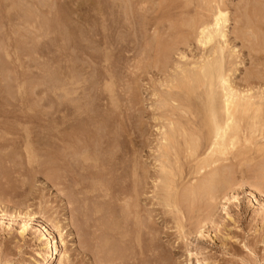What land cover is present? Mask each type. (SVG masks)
<instances>
[{
  "label": "rangeland",
  "instance_id": "374dc122",
  "mask_svg": "<svg viewBox=\"0 0 264 264\" xmlns=\"http://www.w3.org/2000/svg\"><path fill=\"white\" fill-rule=\"evenodd\" d=\"M221 1L0 0V46H4L1 42L8 40L4 34L11 28L9 41L16 40L19 47H25V54H20L22 61L13 59L17 58L15 53L12 54L13 51L10 56L8 55L12 56L9 59L7 53L4 54L3 49H0L2 53H0V68H5L0 78L6 77V81L1 85H10L11 82V85L5 88L7 91L10 89L11 93L4 94V90L1 93L3 96L0 97L4 99L8 97L11 104L18 105L24 91L27 89L31 92V89L35 88L33 90H36L35 93L28 94L33 98L32 101L29 100L30 104L28 103L33 111L27 108V112L37 117L39 115V118L36 117L39 123L25 125L28 128L30 125L35 127L30 126L31 130L28 129L31 133L30 140L33 142L31 146L35 150L31 149L26 153L27 155L24 154L23 148L20 146L19 149L17 143L20 135H13L16 131H11L10 136L6 135L13 141H8L7 144L9 142L13 144L15 140L14 148L9 143L6 149H0V264H50L47 256L49 251L45 250L43 239L45 227L55 231L53 235L58 240L60 234L64 238L65 248L60 247L61 254L55 264L62 261L64 252L67 253L69 260L63 264H264V147H261L264 145L262 139L264 131L261 130L258 120L253 117H236L237 122L236 120L235 122L241 129L237 141L239 144L222 156L217 165L220 177L215 183L213 197H207L208 194L203 197L204 194H201L203 198L201 196L198 198L200 192L192 193V189L190 191V185L191 188L193 186L192 181L195 182L196 187L197 180L201 178L200 182H202V178L206 179L195 175L197 166L199 167V164L195 166L197 164L195 159L197 156V159L202 158L205 150L200 147L202 150L197 151L199 155L191 152L190 159L185 155L190 154V149L183 150L187 142L180 141L181 138L177 149L181 147L182 150L178 151L180 154L175 151L180 159L177 157L178 162H176L175 157V160L171 158L170 161L173 173L169 178L174 175L175 180H171L175 182L173 186L177 191L174 188L175 193H172V190L167 191L165 183L162 182L166 181V174L161 165L168 163V161L165 163L162 152H159L163 136L168 134L174 121L178 122L177 120L180 119L186 129L185 121L196 120L195 113L200 99L196 93H190V96L186 93L184 84L187 81H182V75L185 73V77L187 73L186 77H189L191 74L189 71L194 74L199 64L195 67V71L193 65L202 63L203 58L207 56L208 58L212 56L209 47L202 44L201 37L199 39V28L203 25L202 22L213 19L212 16L216 13L219 2L228 19L225 44L227 48L225 47L223 55L224 70L228 68L226 72L228 75L230 73V81L234 88L244 95L247 94V97L250 92L249 98L253 96L251 98L253 102L264 103V0ZM23 12L27 13L26 16L29 15L28 25L27 21L25 25L22 24L23 18L26 17L22 15ZM40 24L42 26L45 24L47 27H43L47 29H42ZM2 25L6 29L5 33H2ZM15 27L28 34L25 32L18 34ZM15 42L13 41L14 44ZM166 48L171 50L167 51ZM56 71H59L61 74L59 72L58 74L62 75L60 78L65 80L61 79L62 84L68 85L73 91L70 98L76 100L75 105L78 109L74 117H78L79 120L75 118V121H78V126L82 128L76 126L80 131L83 129L81 131L83 135L86 134L85 136L79 134L81 141L83 140L81 145L93 146L91 141L94 144L97 132L101 136L104 134L105 138L107 136V139L102 138L108 144L106 148L104 145L108 165L107 206L104 204L106 201H101L96 195L103 194V191H100V188L93 190L94 186H89L93 185L90 184L92 181L82 178L83 174L80 175L81 178L77 176L78 186L75 182L72 183L74 188L68 178L62 179L64 176L61 174L65 172H57H61L57 168L59 160H51L55 155L54 150L59 149L53 146L55 142L52 148L47 146L48 149L47 147L45 149L44 142L50 140L47 134H51L52 129L55 128V125L53 128L49 125L55 124L52 117H57V114L54 113L56 108L54 103H48L52 100L51 97H45L47 102L40 101L39 93L49 88L51 79L58 75L52 77ZM1 72L3 71L0 69ZM57 77L59 79V75ZM186 77L184 79L187 80ZM18 78L20 81L23 79L25 84L21 90L18 86L20 82ZM66 81L69 83L67 84ZM178 82H183L180 84L186 92L182 88V92L175 90ZM43 87L47 89H42ZM175 93L179 94L178 99ZM35 104L40 105L39 111ZM172 107L176 108V111L173 109L174 112H171ZM0 109L4 110L3 107ZM5 109L14 110L16 113L13 114L14 116L10 114V118L5 121L11 124L10 127L13 125L12 127L16 129L11 128L18 133L24 125H21L15 115L20 116L22 113L14 106L12 109L11 106ZM42 109L45 114L47 112L48 117L47 115L44 117ZM36 111L39 113L34 114ZM169 119L174 120L170 122V128H168ZM181 123H177L178 126ZM188 128L196 129L191 125ZM34 129L37 130V137ZM42 133H46L47 140H44L43 137L46 136ZM198 133L200 132L196 134ZM38 137L44 144L38 141ZM51 138H53L51 141L54 139L56 141L52 135ZM84 138L90 139L86 141ZM190 138L193 139L189 136L188 142L193 141ZM85 141L86 145L89 142L87 146H84ZM182 142H186L185 146ZM38 149H41L40 152ZM17 150L22 151L18 154ZM43 150H46V156L49 154L48 150L52 152V158L49 155L48 157L49 161H52L49 164L53 166L55 173L51 166L45 163L48 158L41 152ZM34 153L38 155L35 156ZM79 156L81 157L79 161L83 160L84 163L80 161L79 165L83 164L82 167L88 166L86 168L90 169L88 171L83 168L85 172H82L80 168L85 176L95 171L94 160L88 158L90 155ZM203 159L204 157L200 161ZM48 165L54 174L51 170L48 172L49 169L46 171ZM168 166L169 164L166 166L169 172L171 167L169 169ZM108 168L110 172L113 170L112 173H109ZM85 184H88L87 187L89 186L90 189L86 188ZM95 190L98 192H94ZM181 190L184 194H181ZM176 192L179 194L177 195ZM187 192L188 196H186ZM169 193L171 196L174 195L169 197ZM177 197L182 199H179V204ZM166 200H170L171 203ZM104 220H107V224ZM101 222H105L107 227L102 224L107 231L103 229L108 234L100 230L103 227ZM91 223L96 224L98 228L93 225V228L89 229Z\"/></svg>",
  "mask_w": 264,
  "mask_h": 264
},
{
  "label": "bare ground",
  "instance_id": "6f19581e",
  "mask_svg": "<svg viewBox=\"0 0 264 264\" xmlns=\"http://www.w3.org/2000/svg\"><path fill=\"white\" fill-rule=\"evenodd\" d=\"M212 1V0H211ZM19 2V1H18ZM217 2V1H216ZM220 2H222L221 0H220ZM220 2L218 3V4H216V5H218L219 7H217L218 9L216 10V13L212 16L213 17V19L212 20H208V21H206L205 23H203L202 22V24H200V25H202V26H200V36H199V39H200V37H201V39H200V41L201 40H203V45H205V47L207 46V47H209V51L211 52L210 54L213 56H209V58H208V56L206 57V58H203V60H202V63H196L195 65H193V67H194V71H195V67L196 66H198V64H199V66L198 67H196V69L198 68V70L194 73V74H192V72L191 71H189L190 73H188V75H189V77H186V75H187V73H186V75H185V77L187 78V80L186 79H184L185 77H184V74L182 75L183 77H182V81L184 82H186V84H184V89L186 90L187 89V92L186 91H184L183 90V86L181 85L182 83L181 82H178V86L180 85V86H182V87H178L177 85V89H175V90H180V92H182V90L184 91V92H186V93H188L189 94V96H190V93H192V94H194V93H196L198 96H199V99H200V103H199V105H198V110L196 111V115H195V118H196V120L194 119H192L193 121H191L190 119V121L188 120V121H185V122H187V124L185 123V125H186V127L188 128L190 125L191 126H193V128L195 127L196 129H192V128H186L185 129V126H182L183 124L180 122L181 120L179 119V120H177L178 122H176V121H172L171 119H169V123H168V128H170L171 127V129L168 131V134H166V135H164L163 136V139L161 140L162 142H161V145H160V149H159V152H162V158H164L166 161H165V163H167V161H168V163H167V165L169 164V166H168V168L170 169V167H171V171L169 170V172H168V169H167V165L165 166L164 164H162L161 165V168H162V170L164 171V173L166 174V176L165 175H163V176H165V179H166V181H162L163 182V184L165 183V185L164 186H166L167 187V191H171L172 193H175V191L173 192V190L175 189V187L173 186V185H175L174 183L175 182H173V180H171V179H174L175 180V178H173V176H172V178H169L172 174L171 173H173L172 171V169H173V167H172V165L170 166V161H171V158L173 159V160H175V157H176V159H177V157H178V159H180L179 158V156H178V154H177V152L180 150V148L179 149H177L178 148V146L180 145L179 144V139H180V141H186L185 143H186V148L184 147L185 146V143L184 142H182L183 144L182 145H184V146H182V148H183V150L185 149V151H188V148L190 149L189 150V152H190V154H185V155H187V157H190V159H191V152L192 153H197V151H200V150H198V149H201L200 147H203L204 148V150H205V153H204V156L203 155H201V156H203L204 157V159L202 160V161H200L202 158L201 157H199L198 159H197V157H196V165L195 166H197L198 164H199V167L197 166V169H196V167H195V169L197 170V172L199 173H197L195 170V175L196 176H198V178H200V177H204V178H206V179H203L202 178V182H200L201 181V178L199 179V180H197L196 181V183H197V186L195 187V182H193L192 181V183H193V186H192V188H191V185H190V187H189V189H190V191H191V189H192V193H197V192H200V195H199V193H198V198H199V196H203V195H201V194H204V196L203 197H206L207 195H205V194H208V196L207 197H213L214 195L212 194L213 193V191H215V183H216V181L219 179V177H220V174H219V172L220 171H218V168H217V165H218V163L220 162V160H221V157L222 156H224V155H226V154H228L229 153V150L230 149H233V148H235L236 147V145L237 144H239V143H237V141H238V137H240V133H241V129H240V126H238V124L236 123L237 122V120H236V117L237 116H239V117H241V118H244V117H253V119H255V120H258L259 121V123H260V128H261V130H263L264 131V103H255V102H253L252 100H251V98L253 97H251V98H249V93L250 92H248V97H247V94H243L242 92H240V91H238L236 88H234V86H232V84H231V81H230V77H229V75H230V73H229V75L227 74L228 72H226L227 70H228V68H227V70L225 71L224 70V67H223V60H224V58H223V55H224V49H225V47L227 48V46L225 45L226 44V39H227V33H226V28H227V13L225 12V11H222V9H221V6H220ZM207 3H209V2H207ZM2 4V3H1ZM4 5V4H3ZM1 7V6H0ZM210 7V6H209ZM212 7V6H211ZM9 8V7H8ZM13 8V7H12ZM16 8V7H15ZM15 8H13V9H15ZM7 9V8H6ZM13 9H12V11H13ZM2 10V9H1ZM8 10V9H7ZM10 10H11V7H10ZM25 9H23V11H24ZM27 10V9H26ZM28 11V10H27ZM26 11V12H27ZM4 12H6V10L4 11ZM3 12L1 11V14H2ZM7 13H8V11H7ZM24 13V12H23ZM9 14V13H8ZM27 14V13H26ZM26 14L24 13V14H22L23 16H26ZM28 14H30V13H28ZM35 14V13H34ZM12 15V14H11ZM21 15V16H22ZM29 16V15H28ZM28 16H26V17H21V19L23 18V20H24V22L22 23L23 25H25V21H27V22H29L30 20L28 19ZM10 17V16H9ZM204 17V16H203ZM0 18H1V16H0ZM27 18V19H26ZM20 19V18H19ZM205 19V18H204ZM210 19V18H209ZM5 20V19H4ZM0 21H1V19H0ZM3 21V20H2ZM10 21H12V20H10ZM16 21V20H15ZM19 20L17 19V22H18ZM39 21H40V19H39ZM5 23H6V21H4ZM19 23V22H18ZM14 24V23H13ZM21 24V23H20ZM21 24V25H22ZM27 25L28 24H30V22L29 23H26ZM34 24H36V23H34ZM38 24V23H37ZM6 25H8V23L6 24ZM9 25L11 26V23H9ZM3 26V25H2ZM40 26L42 27V29L44 28H46L47 26L44 24L43 26H46V27H43L42 26V24H40ZM6 27V26H5ZM7 27H9V26H7ZM12 27V26H11ZM37 27V26H36ZM3 28V29H2ZM1 29L4 31H2V33H5V31H6V29L4 28V26L2 27ZM16 28V27H15ZM15 28H13V29H15ZM35 28V27H34ZM39 28V27H38ZM37 28V29H38ZM49 28V27H48ZM5 29V30H4ZM30 29V28H29ZM40 30H41V28H39ZM47 29V28H46ZM26 30V29H25ZM10 31H12L11 30V28L10 29H7V33H5L4 34V37H8L7 39V41H9V35H10ZM15 31V30H14ZM22 31V30H21ZM21 31H19V27L18 28H16V32H18V34L21 32ZM27 31V30H26ZM25 32V31H24ZM24 32H21V33H24ZM50 32V31H49ZM199 32V31H198ZM25 33H27L28 34V32H25ZM24 33V34H25ZM46 33V32H45ZM0 34H1V31H0ZM3 35V34H2ZM23 35V34H22ZM16 36V35H15ZM15 36H14V38H15ZM21 36V35H20ZM12 37H13V34H12ZM16 39V38H15ZM1 40V39H0ZM2 40H3V38H2ZM5 40V39H4ZM7 41H3V42H1L2 44H4V46H0L1 48L0 49H3V50H5V51H3L2 50V52L5 54V52L7 53L6 55L8 56H10V53H11V51H13L12 52V54H14V55H16L17 56V58L15 57V58H13V59H19V61H20V59H21V55L20 54H22V55H24L25 54V47H19L18 45L19 44H17L15 41L16 40H10L12 43H10V41H9V43H7ZM13 41L15 42V44L13 43ZM18 41H19V39H18ZM22 41H24V40H22ZM7 43V44H5V43ZM25 42H27V44H28V41H26V39H25ZM20 43V42H19ZM30 43H31V41H30ZM1 44V45H2ZM21 44H24V43H21ZM27 44H24V46H26ZM21 46V45H20ZM23 46V45H22ZM18 47H19V49H21V48H23L22 50H19L18 49ZM169 48H171V47H169ZM31 49V48H30ZM167 49V48H166ZM165 49V50H166ZM36 50V49H35ZM59 50V49H58ZM170 51L171 49H167V51ZM1 51V50H0ZM22 51V52H21ZM32 51V50H31ZM208 51V52H209ZM19 52H21V53H19ZM24 52V53H23ZM1 53V52H0ZM26 53H28V51L26 52ZM2 54V53H1ZM11 54V55H12ZM32 54H33V52H32ZM166 54V53H165ZM209 54V53H208ZM209 54V55H210ZM13 55V56H14ZM27 55V54H26ZM167 55V54H166ZM6 56V57H7ZM8 56V58L10 59L11 57H9ZM29 56H30V54H29ZM48 56V55H47ZM233 56V55H232ZM3 57V56H2ZM28 57V56H27ZM49 57V56H48ZM210 57H212V58H210ZM24 58V57H23ZM186 58V57H185ZM208 58V59H207ZM206 59V60H205ZM57 60V59H56ZM205 60V61H204ZM15 61H18V60H15ZM21 61H22V59H21ZM26 61V60H25ZM28 61V60H27ZM204 61V62H203ZM1 62H2V60H1ZM11 62H13V61H11ZM79 62V61H78ZM225 62H226V60H225ZM54 63V62H53ZM59 63V62H58ZM57 63V64H58ZM84 63V62H83ZM3 65V64H2ZM37 65V64H36ZM190 65L192 66V64L190 63ZM4 66V65H3ZM191 66H189L190 67V69H191ZM227 66V65H226ZM34 67V66H33ZM36 67V66H35ZM61 67V66H60ZM189 67H188V69L187 70H189ZM25 68V67H24ZM30 68V67H29ZM62 68V67H61ZM1 69V71H3V72H1L0 74H3L4 73V71H5V68L4 67H1L0 68ZM179 69V68H178ZM10 70V69H9ZM186 70V71H187ZM28 71V70H27ZM192 71H193V68H192ZM12 71H10V73H11ZM32 72V71H31ZM57 72V73H56ZM55 73H54V75H52V77L54 78V76L56 75V74H58V72L59 71H56ZM46 73V72H45ZM48 73V72H47ZM60 73V72H59ZM27 74V73H26ZM53 74V73H52ZM61 74V73H60ZM60 74H58L59 75V79H60V81H59V79H58V75L54 78V79H51V81H50V85H48L49 86V88L47 89L46 87L44 88H42V89H47V90H43V91H41V88L39 89L42 93H39V100L40 101H43V100H45V97L47 98L48 96H50L51 97V99L52 100H48L49 102L48 103H54V106H56V110L54 109V113H56L57 114V117H52L54 120H55V122H53V123H55V124H52V125H49V127H51V128H53V126L55 127V128H53L52 130H53V132L51 133V134H47V136H48V138H50V140H49V142L53 139V138H51V135L54 137V138H56V141H55V139H54V141H51L50 143L48 142V140L46 139L47 138V136H46V133H42V135H45L46 137H43L44 138V140H47V141H45L44 143H45V149H46V147L48 146L49 148L51 147H58L59 149H58V151L57 152H59V153H55V150H54V153L53 154H55V155H53L52 154V152L51 151H49L48 150V152L47 153H49L48 155L50 156V158H52V156L51 155H53V158L51 159V160H56V161H58V163L57 164H59L58 166L59 167H57V168H59V170H61V172L60 171H57L58 169H56V171L57 172H59V173H63V171L66 173H64V174H61L62 176H64L62 179H67L68 178V180L71 182V184L73 183L74 184V182H75V185H76V180H78L77 179V176H79L80 178H81V176L80 175H84V177H82V178H88V179H90L91 181H92V183L90 182V184H93V185H89L90 187H93L94 186V188H92L93 190L95 189V188H100L101 190L100 191H103V194H98L97 192L98 191H94V192H96L97 194V198H100L101 199V201L102 200H104V201H106L104 204L107 206V151H105L106 149V145L108 146V144H107V142H106V140L104 141V140H102V138L104 139L105 138V136H104V134H102V136H101V134H99V132H97V133H95V135H96V138L94 139V144H93V141H91V143H92V145L93 146H89L88 144H89V142H87V145L89 146V148H88V146L86 145V141L88 140V139H90V138H88V139H85L86 141H85V143H84V146H87V147H83L81 144H83V143H81L82 141H81V139H80V137L81 136H85V135H83L82 134V132L81 131H83V129L80 131V129L78 130V128H77V126L79 125V123H78V121L76 122L75 121V118L76 117H74L75 116V112L77 113V110L78 109H76V105H75V101L76 100H74L73 98H70V96H72L73 95V91H72V89H70V88H68V85L66 86L65 84H62V82H61V79L62 78H60L62 75H60ZM7 75H8V73H7ZM28 75V74H27ZM2 76V75H1ZM74 76V75H73ZM72 76V77H73ZM3 77V76H2ZM9 77V76H8ZM7 77V78H8ZM67 77V76H66ZM6 78V77H5ZM5 78L3 77V78H0V81H1V83H0V95H2L1 93L2 92H4V90H5V93L4 94H9V93H11L10 92V89H8V91L5 89V88H7L6 86H10L11 85V82H10V85H1V84H3L2 82L3 81H6L5 80ZM20 78V77H19ZM19 78H18V80H19ZM47 79H49V77L47 78ZM65 79V78H64ZM71 79V77L69 78V80ZM97 79V78H96ZM8 80V79H7ZM23 80V79H22ZM20 81V82H18L19 83V89L21 90L22 88H24V83H23V81ZM181 80V79H180ZM62 81H65V80H63L62 79ZM74 81V80H73ZM9 82V81H8ZM7 82V83H8ZM15 82V81H14ZM43 82V81H42ZM61 82V83H60ZM68 81H66V83H67ZM44 83V82H43ZM64 83V82H63ZM69 83V82H68ZM67 83V84H68ZM181 83V84H180ZM37 84V83H36ZM46 84V83H45ZM44 85V84H43ZM64 85V86H63ZM72 85H74L73 83H72ZM71 85V86H72ZM4 86V87H3ZM37 86H39V85H37ZM44 86H46V85H44ZM12 87V86H11ZM11 87H8V88H11ZM35 87V86H34ZM70 87V86H69ZM32 88V87H31ZM93 88V87H92ZM181 88H182V90H181ZM12 89V88H11ZM30 89V88H29ZM35 89V88H34ZM34 89H31V92H30V90H29V92L27 91V89H26V91H24V93L22 94V96L20 97L21 99H20V101H18L19 102V104L18 105H14V104H11V101H8V97H6L5 99L4 98H2V97H0L2 100H0V107H3V109L4 110H1L0 109V116H2L1 117V119L2 118H5L4 119V121H0V133H1V135H0V149L1 150H3V149H6L7 147H8V145H9V143H10V145L12 146L13 144H15V140H14V143L13 144H11V142H13V141H11L10 139L11 138H8L6 135H9L10 136V134L9 133H11V131L12 132H14V131H16L17 132V130H13L11 127H10V125L11 124H7L6 123V121L5 120H8L7 118H10L9 117V115L10 114H12V116H14L13 114L15 113L14 112V110H9V109H5V108H7L8 106H11V109H12V106H14V108L15 107H18V109H19V111L22 113V115H15L16 117V119H18V121L21 123V125H26V124H28V123H37L38 121H36L37 120V118H39V115H38V117L35 115H32L31 114V112L33 111L31 108H32V106H31V108H30V106L28 105V103L30 104V102L33 100V98H31L28 94H32V92H34L35 93V91H33ZM95 89V88H94ZM50 90V92H48ZM12 91V90H11ZM38 91V90H37ZM27 92V93H26ZM48 92V93H47ZM199 93V94H198ZM177 93H175V95H176ZM11 96H12V94H10ZM37 96H38V94H36ZM3 96V95H2ZM178 96H179V94L178 95H176V99H178ZM4 97H5V95H4ZM33 97V96H32ZM49 97V98H50ZM194 97V96H193ZM48 98V99H49ZM96 98V97H95ZM258 98V97H257ZM7 99V100H6ZM14 99V98H13ZM32 99V100H31ZM34 99H35V97H34ZM63 99H66L65 101H63ZM175 99V100H176ZM256 99V98H255ZM15 100V99H14ZM29 100H31V101H29ZM16 101H17V99H16ZM40 101H38V103L40 102ZM46 101V100H45ZM53 101V102H52ZM264 101V100H263ZM36 102H37V100H36ZM35 102V103H36ZM47 102V101H46ZM14 103V102H13ZM174 103V102H173ZM32 104V103H31ZM40 104V103H39ZM182 104V103H181ZM180 104V105H181ZM34 105V104H33ZM35 105H37V107L36 108H38L39 106H38V104H35ZM44 105H45V103H44ZM49 105V104H48ZM177 105H178V102H177ZM176 106V105H175ZM185 107V106H184ZM29 110H31V112L29 113V111L27 112V110L28 109ZM34 109V108H33ZM40 109H41V107H40ZM49 109V108H48ZM172 109V111L171 112H174V111H176L175 109L176 108H174V107H172L171 108ZM173 109H174V111H173ZM177 109H179V108H177ZM180 109H182V107L180 108ZM190 109V108H189ZM193 109V108H192ZM44 109H42V111H43ZM183 110H185V109H183ZM187 110V109H186ZM34 111H35V109H34ZM37 111H39V108L37 109ZM36 111V113H34V114H37V113H39V112H37ZM49 111H51L52 112V110H49ZM181 112V111H180ZM183 112V111H182ZM187 113H189L188 111H186ZM186 112H184V113H186ZM192 112V111H191ZM53 113V112H52ZM16 114V113H15ZM41 114H42V112H41ZM43 114H44V117H45V115H47V112H46V114L44 113V111H43ZM180 114V113H179ZM183 114V113H182ZM177 115V114H176ZM184 115V114H183ZM186 115V114H185ZM190 115H192V114H190ZM11 116V115H10ZM77 116V115H76ZM182 116V115H181ZM187 116V115H186ZM37 117V118H36ZM43 117V119L45 120V118ZM46 117H48V115L46 116ZM12 118V117H11ZM41 118V117H40ZM177 118V117H176ZM176 118H175V120H176ZM0 119V120H1ZM47 119V118H46ZM77 120H79L78 119V117L76 118ZM184 119H186V118H184ZM39 120V119H38ZM171 120V121H170ZM187 120V119H186ZM235 120H236V122H235ZM241 120V119H240ZM248 120V119H247ZM81 121V120H80ZM49 122V120L47 121V123ZM99 122V121H98ZM97 122V123H98ZM170 122L172 123L171 124V126L169 125L170 124ZM253 122V121H252ZM39 123V122H38ZM52 123V122H51ZM78 123V124H77ZM174 123L176 124V125H174ZM179 123H181L179 126H181V128L178 126V124ZM241 124V123H240ZM9 125V126H8ZM33 125V124H32ZM42 125V124H41ZM77 125V126H76ZM95 125V124H94ZM189 125V126H188ZM20 126V125H19ZM23 126V128L21 129V130H19L18 131V133H16V132H14L15 134H13V135H16V134H18L17 136H19L18 138L17 137H14V138H17V139H19V141L17 142L18 143V145H19V149H20V146H21V148H23V150H24V154H26L27 152L29 153L30 152V150L32 149H34L32 146H31V144L33 143L30 139V135H31V133L29 132V130H31V129H29V128H31V127H33V126H29V128H28V126H25L24 127ZM35 126V125H34ZM45 126V125H44ZM170 126V127H169ZM175 126H176V128L178 127V128H180L179 130L178 129H176L175 128ZM242 126V125H241ZM42 127H43V125H42ZM79 127V126H78ZM104 127V126H103ZM33 128H35V127H33ZM38 128V127H37ZM51 128H49V129H51ZM79 128H82V127H79ZM16 129V128H15ZM17 129H19V127H17ZM29 129V130H28ZM45 129V128H44ZM103 129V128H102ZM164 129V128H163ZM251 129V128H250ZM40 130V129H39ZM198 130V131H197ZM34 131H35V129H34ZM37 131V130H36ZM35 131V132H36ZM50 131V130H49ZM49 131H47V132H49ZM100 131H102V130H100ZM188 131H190L191 132V134L189 135L188 134ZM2 132H4V133H2ZM6 132V133H5ZM33 132V131H32ZM35 132H33V133H35ZM41 132V131H40ZM43 132H44V130H43ZM81 132V133H80ZM189 132V133H190ZM197 132H200V133H198V134H196ZM201 132H202V135H200L201 134ZM50 133V132H49ZM84 133V132H83ZM85 133H86V131H85ZM101 133V132H100ZM102 133H104V132H102ZM196 135H195V134ZM81 136H80V135ZM88 134V133H87ZM192 134H194V135H192ZM257 134V133H256ZM255 134V135H256ZM12 135V134H11ZM35 135V134H34ZM92 135V134H91ZM105 135H107V134H105ZM193 137V139L192 138H190V139H192L193 141L191 142H188L187 141V138L189 137ZM40 136H41V134H40ZM89 136H90V134H89ZM93 136V135H92ZM101 136V137H100ZM182 136V137H181ZM187 138H186V137ZM251 136V135H250ZM6 137L8 138V140L6 139ZM36 137H37V132H36ZM13 138V139H14ZM40 138H42V136L40 137ZM115 138V137H114ZM12 139V140H13ZM38 139V141H39V137L37 138ZM79 139H80V141H79ZM82 139H83V137H82ZM105 139H107V136H106V138ZM189 139V140H190ZM262 139H264V137L262 138ZM93 140V139H92ZM113 140V139H112ZM8 141H11V142H9L8 144H7V142ZM89 141V140H88ZM103 141V142H102ZM116 141V140H115ZM40 142V141H39ZM54 142H55V145H53L54 144ZM16 143V144H17ZM41 143V142H40ZM43 143V141H42V143L41 144H44ZM80 143V144H79ZM252 143V142H251ZM21 144V145H20ZM35 144V143H34ZM38 144V143H37ZM262 144V143H261ZM261 144H260V146H261ZM53 145V146H52ZM103 145V146H102ZM104 145H105V148H104ZM14 146L15 145H13L12 147L14 148ZM17 146V145H16ZM32 148H31V147ZM82 146V147H81ZM110 146V145H109ZM40 147V146H39ZM48 147H47V149H48ZM55 147V148H56ZM261 147H264V145L263 146H261ZM10 148V147H9ZM16 148H18V147H16ZM44 148V147H43ZM43 148H41V149H43ZM255 148V147H254ZM253 148V149H254ZM259 148V147H258ZM37 149V148H36ZM40 149V150H41ZM105 149V150H104ZM35 150V149H34ZM39 150V149H38ZM40 150H39V152H40ZM110 150V149H109ZM177 150V152L175 153V151ZM182 150V149H181ZM181 150H180V152H181ZM202 150V149H201ZM264 150V149H263ZM262 150V151H263ZM9 151H11V150H9ZM15 151V150H14ZM22 151V150H21ZM21 151H18L17 150V153L18 152H21ZM26 151V152H25ZM45 151L46 150H43V151H41V152H43L44 153V155L46 154L45 153ZM90 151H92V152H90ZM254 151V150H253ZM258 151H260V150H258ZM1 152V151H0ZM32 152H34V151H32ZM256 152V151H255ZM14 153V152H13ZM38 153V152H37ZM37 153H34L35 154V156H36V154ZM90 153V154H89ZM112 153V152H111ZM173 153H175L174 154V156H173ZM179 153V152H178ZM183 153V152H182ZM262 153V152H261ZM263 153H264V151H263ZM19 154V153H18ZM17 154V155H18ZM84 155V154H88V158H91L92 160H94V162H95V164H94V162L92 163V164H94V165H91V163H90V165L91 166H94L93 168V170H95V171H90L91 173H87V175L85 176V174L84 173H82V172H85V170H83V168L85 169L86 167H88V166H86V167H82V165L84 164L83 163V160L81 161V163H83L82 165H81V167H80V165H79V163L78 162H80L79 161V159H81V157L79 156V155ZM109 154V153H108ZM180 154V153H179ZM198 154V153H197ZM196 154V155H197ZM16 155V156H17ZM27 155V154H26ZM29 155V154H28ZM38 155V154H37ZM48 155L46 156L45 155V157L46 158H48V160L46 159L45 161H47V162H45V163H47V164H49L50 162H52L51 160L49 161V157H48ZM176 155V156H175ZM184 155V156H185ZM189 155V156H188ZM199 155V154H198ZM10 156V155H9ZM8 156V157H9ZM22 156V155H21ZM54 156H55V158H54ZM79 156V157H78ZM111 156V155H110ZM110 156H109V158H110ZM172 156V157H171ZM181 156V155H180ZM25 157H27V156H25ZM44 157V156H43ZM57 157V158H56ZM78 157V158H77ZM113 157V156H112ZM186 157V156H185ZM184 157V158H185ZM257 157V156H256ZM11 158H13V157H10V159ZM15 158V157H14ZM23 158V157H22ZM109 158H108V161H109ZM115 158V157H114ZM160 158V157H159ZM19 159H20V157H19ZM58 159V160H57ZM112 159V158H111ZM111 159H110V161H111ZM178 159L176 160V162H178ZM5 160V159H4ZM16 160V159H15ZM22 160V159H21ZM13 161V160H12ZM11 161V162H12ZM162 161H164V160H162ZM199 161V162H198ZM21 162V161H20ZM59 162H61V163H59ZM25 163V162H24ZM89 163V162H88ZM173 163V162H172ZM193 163V162H192ZM195 163V162H194ZM51 164V163H50ZM49 164V165H50ZM98 164V165H97ZM174 164H176V163H174ZM179 164V163H178ZM15 165H16V162H15ZM49 165H48V167L46 168V171L48 170V172H50V170H51V168L53 167V166H51V168L49 167ZM53 165V164H52ZM88 165V164H87ZM57 166V165H56ZM91 166H89V167H91ZM16 167V166H15ZM18 167V166H17ZM45 167V166H44ZM118 167H119V165H118ZM22 168V167H21ZM80 168H82V172H81V169ZM192 168V167H191ZM190 168V169H191ZM53 169V171H54V173H55V170H54V168H52ZM80 169V170H79ZM88 171L90 170V169H88V168H86ZM112 169V168H111ZM189 169V170H190ZM86 170V171H87ZM108 170H109V173H112V171L113 170H111V172H110V169L108 168ZM223 170V168H221V171ZM52 171V170H51ZM53 171H52V173H53ZM124 171V170H123ZM56 172V174H58ZM79 172H81V173H79ZM190 172V171H189ZM207 172H208V174H209V176H208V174H207ZM53 173V174H54ZM163 172H162V174H164ZM177 173H179V172H177ZM181 173V172H180ZM193 173V172H192ZM124 174V173H123ZM171 174V175H170ZM198 174V175H197ZM202 174V175H201ZM58 175H60V174H58ZM82 175V176H83ZM110 175V174H109ZM180 175V174H179ZM189 175H190V173H189ZM194 175V176H195ZM199 175H200V177H199ZM207 175V177H205V176ZM61 176V177H62ZM122 176V175H121ZM196 176H195V178H196ZM78 177V178H79ZM179 177V176H178ZM79 178V179H80ZM114 178V177H113ZM120 178H122V177H120ZM176 178H177V176H176ZM53 179V178H52ZM61 179V180H62ZM179 179V178H178ZM55 180V179H54ZM86 180H84V182H85ZM108 181H109V179H108ZM178 181V180H177ZM198 181H199V183H201V184H199L198 183ZM56 182V181H55ZM57 182H59V181H57ZM63 182V181H62ZM81 182V181H80ZM125 182V181H124ZM69 183V182H68ZM89 183V182H88ZM118 183V182H117ZM188 183V182H187ZM70 184V183H69ZM73 184L71 185L72 186V188H74L73 187ZM110 184V183H109ZM87 185L88 184H85V187L86 188H89V186L87 187ZM76 186H78V185H76ZM122 186V185H121ZM58 187V186H57ZM106 189H105V188ZM179 187V186H178ZM102 188H104L103 190H102ZM122 188V187H121ZM174 188V189H173ZM180 188V187H179ZM90 189V188H89ZM91 189V190H92ZM123 189V188H122ZM176 190V189H175ZM185 190V189H184ZM177 191V190H176ZM179 191V190H178ZM189 191V190H188ZM189 191V192H190ZM181 192V194H184L183 192H182V190L180 191ZM118 193V192H117ZM177 193V192H176ZM192 193H189V194H191L192 195ZM217 193V192H216ZM2 194V193H1ZM73 194V193H72ZM119 194V193H118ZM171 193H169V197H172L171 195H170ZM179 193H177V195H178ZM188 194V192L186 193V196H188L187 195ZM215 194V193H214ZM125 196V195H124ZM175 196H176V194H175ZM181 196H183V195H181ZM118 197H120V196H118ZM183 197H185V196H183ZM194 197V196H193ZM200 197V198H201ZM202 197V198H203ZM96 198V197H95ZM178 198V197H177ZM87 199V198H86ZM124 199V198H123ZM171 199V198H170ZM179 199L180 200H182L181 199V197L180 198H178L177 200V202H178V204H179ZM184 199H186V198H184ZM84 200V199H83ZM120 200V199H119ZM122 200V199H121ZM131 200V199H130ZM167 202H169V203H171L170 202V200H166ZM187 201V200H186ZM79 202V201H78ZM91 202V201H90ZM125 202V201H124ZM100 203H102V202H100ZM180 203H182V202H180ZM184 203V202H183ZM95 204V203H94ZM102 205H103V203H102ZM101 205V207H103L104 208V206H102ZM169 205V204H168ZM171 205V204H170ZM182 205V204H181ZM91 206V205H90ZM172 206H173V204H172ZM87 207H89V206H87ZM174 207V206H173ZM91 209V208H90ZM102 210H104V209H102ZM123 210V209H122ZM176 210V209H175ZM82 211V210H81ZM98 212H99V210H97ZM178 211H179V209H178ZM184 211V210H183ZM89 212V211H88ZM92 212V211H91ZM105 212V211H104ZM106 212H107V207H106ZM130 212V211H129ZM90 213V212H89ZM131 213V212H130ZM87 214V213H86ZM91 214H93V213H91ZM104 214H106V213H104ZM103 214V215H104ZM126 214V213H125ZM90 214H88V216H89ZM127 215H128V213H127ZM87 216V215H86ZM105 216V215H104ZM83 217H85V215L83 216ZM92 217H90V219H91ZM105 218H107V217H105ZM89 219V218H88ZM91 220H93V219H91ZM121 220V219H120ZM105 221V220H104ZM107 221V220H106ZM105 221V222H106ZM105 222H101V225L103 226L102 227V229H100V230H102V231H107V229L105 228V227H107L106 226V224H107V222H106V224H105ZM112 222V221H111ZM105 224V227H104V225L103 224ZM86 225H87V223H85ZM111 224V223H110ZM93 225H94V223L92 224L91 223V225H89L88 226V228L90 229V228H93ZM96 225V224H95ZM94 225V226H95ZM96 228H98L97 226H95ZM119 227V226H118ZM55 228V227H54ZM85 228H87L86 226H85ZM99 228H101V226L99 227ZM105 230H104V229ZM58 229H59V227H58ZM181 229V228H180ZM183 229H184V227H183ZM92 230V229H91ZM105 231V232H106ZM123 231V230H122ZM85 232V231H84ZM104 232V233H105ZM53 233H55V231L53 232L52 231V229L50 230V229H48V227H45L44 229H43V239L45 240V250H48L49 251V254L47 255L48 257H49V260H48V262H50V264H55V262H56V260H57V258H58V256L61 254L60 253V247L62 248V247H64L65 248V242H64V238H63V236L60 234L59 235V240H58V238H56L54 235H53ZM99 233V232H98ZM103 233V234H104ZM107 233V232H106ZM103 234L101 235V236H103ZM108 234V233H107ZM122 234V233H121ZM133 235H134V233H133ZM98 236V235H97ZM107 236V235H106ZM105 236V237H106ZM185 236V235H184ZM94 237V236H93ZM87 238V237H86ZM99 239V238H98ZM85 240V239H84ZM89 241V240H88ZM101 241V240H100ZM94 242V241H93ZM95 243H97V242H95ZM113 245V244H112ZM116 245V244H115ZM110 248V247H109ZM114 248V247H113ZM117 248V247H116ZM63 249V248H62ZM131 250V249H130ZM113 251V250H112ZM136 251V250H135ZM146 251V250H145ZM103 252V251H102ZM65 253V256H64V258H62V261L59 263V261H58V263L57 264H63L65 261H68L69 259H68V257H67V253L66 252H64ZM110 256V255H109ZM114 260V259H113ZM103 261H104V259H103Z\"/></svg>",
  "mask_w": 264,
  "mask_h": 264
}]
</instances>
